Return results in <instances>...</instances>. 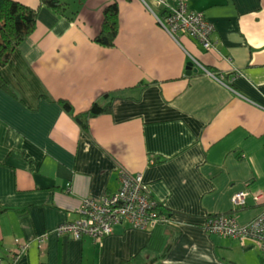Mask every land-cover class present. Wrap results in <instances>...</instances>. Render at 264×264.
I'll return each mask as SVG.
<instances>
[{
    "label": "crops",
    "instance_id": "1",
    "mask_svg": "<svg viewBox=\"0 0 264 264\" xmlns=\"http://www.w3.org/2000/svg\"><path fill=\"white\" fill-rule=\"evenodd\" d=\"M22 1L39 19L6 68L18 97L0 88V264H132L156 253L155 225L124 220L102 239L58 231L85 197L120 188L121 166L175 213L167 264H264L256 240L206 229L239 190L264 191V0H188L216 27L210 48L173 37L156 0H117L109 47L95 37L114 0H70L74 19ZM191 55L212 73L190 69ZM61 98L81 113L111 107L84 128ZM263 208L251 200L235 215L247 223Z\"/></svg>",
    "mask_w": 264,
    "mask_h": 264
},
{
    "label": "built area",
    "instance_id": "2",
    "mask_svg": "<svg viewBox=\"0 0 264 264\" xmlns=\"http://www.w3.org/2000/svg\"><path fill=\"white\" fill-rule=\"evenodd\" d=\"M159 6L169 10L166 27L175 37L182 32L194 35L206 48L214 45V23L203 11L190 8L188 0H156ZM194 64L208 70L204 64L191 55ZM209 73H212L208 70ZM121 186L117 191L100 197H85L78 209L79 215L61 226V234L70 233L77 238L91 236L102 239L111 234L115 226L124 220L137 228L167 221L175 223L174 217L160 214L156 210L157 200L151 196V189L141 173H133L127 167H120ZM264 204V191L250 188L241 189L232 197V212L221 213L208 219L206 229L211 234L237 238L245 243L249 239L258 242L264 253V208L247 223L239 221L235 212L250 201Z\"/></svg>",
    "mask_w": 264,
    "mask_h": 264
},
{
    "label": "trees",
    "instance_id": "3",
    "mask_svg": "<svg viewBox=\"0 0 264 264\" xmlns=\"http://www.w3.org/2000/svg\"><path fill=\"white\" fill-rule=\"evenodd\" d=\"M42 4L55 11L59 16L75 18L77 10L69 13L73 7L70 0H40ZM191 8V6H190ZM167 13V14H166ZM169 10L157 12L159 21L167 24ZM120 5L117 0L107 3L103 11V19L99 34L95 40L104 46H114L117 43V36L120 32ZM161 18V19H160ZM39 9L31 6L22 0H0V88L9 91L18 97V91L11 85L13 77L6 74V68L10 67L18 56L22 53L21 46L30 38L38 26ZM166 27V25H165ZM13 87V88H12ZM45 95V94H44ZM43 96V95H42ZM47 96V95H45ZM65 109L70 112L82 124L84 128L89 125V118L101 114L110 109V103L101 105L95 102L87 112H76L75 106L70 100L61 98L59 100ZM153 199L154 196L151 193ZM163 204L157 200L156 210L160 214L174 217L175 213L162 207ZM175 218V217H174ZM155 228L149 241V249H155L156 253H151L144 258V253L139 254L131 260L140 264H167L164 260L179 237V231L173 223L161 221L154 224Z\"/></svg>",
    "mask_w": 264,
    "mask_h": 264
},
{
    "label": "rangeland",
    "instance_id": "4",
    "mask_svg": "<svg viewBox=\"0 0 264 264\" xmlns=\"http://www.w3.org/2000/svg\"><path fill=\"white\" fill-rule=\"evenodd\" d=\"M71 2H72V1H71ZM72 5H73V7H74V3H73V2H72ZM73 7H72L71 9H69V13H72L73 11H75V9H74ZM160 19H161V18H160ZM165 25H166V24H163L164 27H165ZM165 28L167 29V27H165ZM167 30H168V29H167ZM168 31H169V30H168ZM171 34H172V33H171ZM172 36L175 37L173 34H172ZM191 36L194 37V38H196V37H195L194 35H192V34H191ZM176 38H177V37H176ZM196 39H198V38H196ZM233 90H235V89H233ZM231 209H233V207H231ZM223 213H224V212H223ZM219 214H221V213H219ZM219 214H218V215H219ZM82 238H83V237H82Z\"/></svg>",
    "mask_w": 264,
    "mask_h": 264
},
{
    "label": "water",
    "instance_id": "5",
    "mask_svg": "<svg viewBox=\"0 0 264 264\" xmlns=\"http://www.w3.org/2000/svg\"><path fill=\"white\" fill-rule=\"evenodd\" d=\"M188 67L193 70L194 69V62L193 61L189 62Z\"/></svg>",
    "mask_w": 264,
    "mask_h": 264
}]
</instances>
